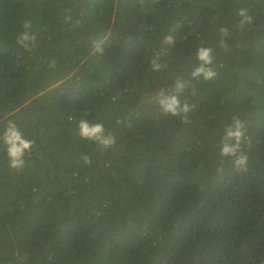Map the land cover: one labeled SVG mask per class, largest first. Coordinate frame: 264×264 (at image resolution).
<instances>
[{"label": "trees", "instance_id": "trees-1", "mask_svg": "<svg viewBox=\"0 0 264 264\" xmlns=\"http://www.w3.org/2000/svg\"><path fill=\"white\" fill-rule=\"evenodd\" d=\"M199 47L212 80L190 76ZM178 80L187 124L156 103ZM85 112L112 147L79 137ZM233 116L246 173L219 153ZM8 120L34 144L19 170L0 144V264H264V0H0V133Z\"/></svg>", "mask_w": 264, "mask_h": 264}, {"label": "clouds", "instance_id": "clouds-1", "mask_svg": "<svg viewBox=\"0 0 264 264\" xmlns=\"http://www.w3.org/2000/svg\"><path fill=\"white\" fill-rule=\"evenodd\" d=\"M146 0H139L143 5ZM153 4L158 3L159 0H151ZM237 16L240 18L238 28L244 30L245 26H250L253 23L252 16L246 9L237 10ZM24 31L17 36V43L23 47L28 48L29 45L35 41V36L31 34V21L23 23ZM219 33L221 35V42L229 36V29L227 27H220ZM176 39L172 35H167L163 38V43L169 47H173ZM213 49L210 47H199L196 49V59L199 63L193 68L190 73L192 79L203 78L205 81L212 80L217 76V72L212 67L213 64ZM165 55L164 49L156 52L149 61L150 70L152 72H160L167 67L159 60ZM54 61L52 65L54 66ZM188 85V81L178 80L175 83V92L170 93L164 89L158 92L156 103L159 105L160 111L164 115H171L179 117L182 123H190V116L193 106L187 101L181 102L180 93ZM78 122V135L81 139L92 141L98 144L102 149H108L116 143V139L111 132L106 131L102 123L89 122L84 116ZM122 121L117 120L119 125ZM223 136L219 144V153L221 157L230 158L234 170L238 173H246L248 171V156L244 151L245 147L251 146V140L247 136V127L245 123L237 116L231 117V122L223 128ZM0 144L3 145L4 150L9 161V168L13 170L22 169L25 165V156L30 153L34 144L33 140L26 138L23 132L17 127L16 123L8 120L2 133H0ZM85 163H90V158L84 156ZM223 164V160L221 161ZM222 167L217 171H222Z\"/></svg>", "mask_w": 264, "mask_h": 264}]
</instances>
